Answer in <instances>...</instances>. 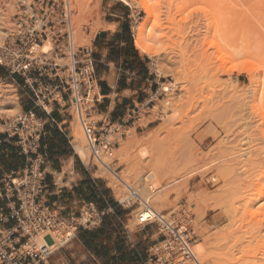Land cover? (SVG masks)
I'll list each match as a JSON object with an SVG mask.
<instances>
[{
	"label": "rangeland",
	"instance_id": "1",
	"mask_svg": "<svg viewBox=\"0 0 264 264\" xmlns=\"http://www.w3.org/2000/svg\"><path fill=\"white\" fill-rule=\"evenodd\" d=\"M117 9L120 11H115ZM155 10L152 23H159L160 39L159 46L154 47L159 55L143 54L149 57L151 70L159 77V98L156 96L153 104L162 105L161 100L172 99L174 110L167 120L168 114L146 108L138 124L145 126L153 121L154 127L148 131L135 129L140 140L121 149L122 155L115 157L113 169L120 168L130 184L133 178L127 177L130 175L129 159L133 160L141 147L161 150L166 165L177 166L164 182L180 179L175 185L179 193L172 191V204L165 213L169 211V217H188L193 221L195 244L208 236L220 238L224 245L220 251L235 258L233 264H264V199H259L253 186L264 174V164L253 169L248 163V156L252 158L253 152L264 147L258 140L264 130V119L259 110L255 113L250 104L249 107L243 105L264 69L252 76L241 71L245 67L253 70L254 64L264 62V0H159ZM109 13L122 16L132 34L134 24L147 20L144 10L133 8L124 0H95L87 16H83L86 31H91L92 24L102 22ZM211 20L216 23V33ZM75 21L74 16V24ZM216 37L221 42L219 47ZM222 39L231 41L234 46H228ZM92 40L77 45L91 47ZM244 50H250L253 55L247 56ZM229 51L239 52L233 58ZM157 56L162 75L153 65ZM255 58L259 59L257 63ZM247 62H251L250 66ZM169 82L175 86L164 92L162 84ZM147 112L150 116L145 117ZM112 128L125 133L124 137L128 135L127 128L118 125L110 130ZM119 144L116 147H120ZM85 162L118 200L109 177L95 174L97 168L90 157ZM245 198L255 199L247 207L243 203ZM137 207L134 205L127 210L128 227L132 231L139 229L137 219L134 225L130 221L134 215H139L132 213ZM252 212L257 213L255 217ZM150 226L158 227L156 223ZM158 237L159 233L154 236Z\"/></svg>",
	"mask_w": 264,
	"mask_h": 264
},
{
	"label": "built area",
	"instance_id": "2",
	"mask_svg": "<svg viewBox=\"0 0 264 264\" xmlns=\"http://www.w3.org/2000/svg\"><path fill=\"white\" fill-rule=\"evenodd\" d=\"M0 13L1 19L10 22L0 39V66L11 74L21 75L28 87L35 85L32 89L34 104L45 111L50 103L62 100L66 94L74 111L72 115L76 116L89 147L91 161L96 168L99 163L105 164L102 155L118 142L108 139L112 127L109 123L98 127V121L92 120V112L101 98L93 93L97 85L95 61L91 47L74 44L70 0H0ZM49 38L52 45L44 50V42ZM34 77L48 78L49 83L34 82ZM156 96L159 98L158 92L145 104L134 106L126 122L141 117ZM2 133L17 136L24 154L36 153L44 134V121L33 110L23 111L16 120L0 119ZM120 171L116 168L114 177L127 185L132 200L137 192L122 179ZM146 178L149 182L150 174ZM45 188V175L37 158L20 174L11 173L0 179V264H49L56 250L51 251L46 241L54 245L64 226L58 213L42 202ZM134 205L139 202L126 208ZM146 205L149 216L140 213L138 227L156 223L162 238L150 247L144 264H202L193 249L196 233L191 219L173 215L171 221L162 220L160 224V215L148 203ZM104 216L105 211L95 203L85 202L80 215L70 224L71 230L63 231L58 249L75 239L79 227H99Z\"/></svg>",
	"mask_w": 264,
	"mask_h": 264
},
{
	"label": "crops",
	"instance_id": "3",
	"mask_svg": "<svg viewBox=\"0 0 264 264\" xmlns=\"http://www.w3.org/2000/svg\"><path fill=\"white\" fill-rule=\"evenodd\" d=\"M103 22L113 24L114 29H101L92 40L97 94L101 97L93 111L100 116L97 125L102 127L109 123L148 131L154 127L153 121L143 126L138 124L142 116L129 122L126 118L134 106L145 104L159 91V77L151 70L149 57L135 47L130 26L122 16L109 13ZM3 79H10L16 85L23 111L33 110L44 121V134L38 150L31 154L21 151L17 136L0 134V179L11 173L20 174L37 158L46 183L42 202L62 220L73 222L85 202H93L105 211L99 227H79L75 239L57 249L49 264H144L150 247L162 236L154 238L158 230L150 225L130 230L126 217L129 208L115 199L110 187L95 177L91 166L79 155L73 141L74 116L67 95L50 103L45 111L34 104L32 89L35 85L28 87L21 75L11 74L0 66V80ZM32 80L49 83L48 78ZM153 103L145 108L153 107ZM144 116H150V112Z\"/></svg>",
	"mask_w": 264,
	"mask_h": 264
},
{
	"label": "bare ground",
	"instance_id": "4",
	"mask_svg": "<svg viewBox=\"0 0 264 264\" xmlns=\"http://www.w3.org/2000/svg\"><path fill=\"white\" fill-rule=\"evenodd\" d=\"M14 1H16V0H14ZM29 1L33 2L34 0H29ZM94 1L95 0H70L71 10H72V33H73L74 44L76 47H79L77 44L80 45L84 42H91V40L95 37V34L101 29H107V28L108 29L109 28L114 29L113 24H106L102 21V22H99L96 24H92L91 31H88V32L86 31V29H87L86 24L84 21H82V20H84L83 16H85L88 13V9L93 6ZM124 1L127 4L131 5L133 8H140L147 13V20L144 23L134 24V26L132 28L133 34H134L135 47L141 53L147 54L148 56L154 57L157 54L159 55L157 50H155L156 48L154 46H157L159 44L160 38L158 37V33L160 31V25H159V23H154V24L152 23V20H153L155 11H156L155 9L159 6V0H124ZM11 5L14 6V2L11 3ZM2 14H5V13H2ZM9 14H10V10H9ZM74 16L76 18V21H75L76 24H74ZM211 22L215 28V33H216V31H217L216 23H214L212 20H211ZM9 25H10L9 19L8 20L2 19V22H0V39L2 38V34L4 33V31H7L9 29ZM6 27H8V28L5 29ZM216 39H217V37H216ZM218 41L219 40L217 39V41H215V42H216V45L219 47L221 45L220 44L221 42H218ZM221 41L225 42L224 39H222ZM227 41L225 43L228 46H232V45L234 46V44H232V43L230 44L231 41L230 42L229 41L227 42ZM51 45H52L51 38H49V39L45 40L43 49L44 50L49 49L51 47ZM222 45H223V43H222ZM248 45H246L247 49L249 47ZM249 51L250 50H247L245 52V50H244V53L247 56H252L253 54L251 55V53H249ZM235 52L236 51H231L229 53L230 56L233 58L236 57V54L239 51L236 53ZM157 58L159 59V57L157 56L156 59L154 60L153 65L155 66L154 67L155 71L162 75L164 72L162 71V68L160 67V65H158L159 61L157 60ZM254 60L256 61L255 63H257V61H258L257 58H255ZM261 60H263V59H261ZM248 64L250 66L251 62ZM252 65H253V63H252ZM254 66L255 67H253V70H252V68L245 67L246 69L244 68V70H241V71H245L252 76L253 73H255V74H256V72L259 73V71L264 69V62L260 61L257 63V65L254 64ZM169 83L170 84H167V83L162 84V90L164 92L171 91V88L175 86V83H173V82H169ZM254 83H255V85H253V87L250 89L249 93H247L248 96L246 98L248 101L246 100L247 101V102H245L246 104L245 103L244 104L242 103V104L246 105V106H248L250 104L251 108L253 109L252 111H254V112L259 110L260 115L262 116V119H264V74H261L260 78L256 81H254ZM97 91H98V86L95 85L94 89H93V93H98ZM167 95H170V94H167ZM171 100L170 99L161 100L162 105H154L153 107H151V110L156 111L160 114L162 113V115L168 114L166 116V119L168 120L167 117L168 116L171 117V112L174 110L173 103L171 102ZM241 100H242V98H241ZM47 108H48V106H47ZM71 111H72V109H71ZM22 113H23V109H22L21 103L19 101V95L17 93L16 85L14 83H11V82H6L3 80H0V117L10 118L12 120L13 119L16 120V119H18V117H20V115ZM72 113H73V111H72ZM93 113H95V112H92V115H93ZM98 117H99V115H97L95 113L94 117H92V120L97 121ZM263 123H264V121H263ZM127 129H128V135L126 137L122 136V134H123L122 131H120V130L118 131L117 128H115V129L112 128L110 130L108 138H114L116 141H118L120 143L119 145H121V146L120 147L113 146L109 152H106L102 155V159H103L105 164H103V163L98 164L97 173L99 175H102V176L107 175L109 177V179L112 182L115 195L117 196L118 200L120 202H122L125 206H128V207L132 206L133 201L135 202V200L139 202L138 207L132 213H134V214L137 212L139 214L144 213L145 216H149V212L146 209V206H147L146 204L148 203L150 208L155 210L156 213H158L160 215V220H161L160 224H162V220H166L169 222V221H171V217H169L170 213L168 211L167 213H169V214H167V213H165V211H166V209H168L170 207L169 204L170 205L172 204L170 202L171 201L170 200L171 194L173 192L179 193V188L175 187V185H177L180 182V179L173 178L172 180L164 182L165 179L170 178V175L173 172H175V170L177 169V166L171 167L169 165H166L165 156L161 150L153 149V148L148 149L146 147H141L138 150L137 156L135 158H133V160L129 159V163H131L130 164V172H129L130 175H128L127 177L133 178L132 181L130 180L131 181L130 184L127 182L129 180H127V178L125 179L126 176L125 175L123 176L122 172L119 173V175L122 177V179L125 182H127L137 192V197L133 198L132 200L129 199V189H128L127 185L125 183L120 182L119 180H117L114 177V173H113L114 169H113L112 163L115 160V157L118 158L122 155L121 149L129 147L131 144L137 143L140 140L139 136H137V134H136V130H135L134 126L128 127ZM71 131H72V135L74 136L73 141L75 143V147H76L77 152L79 153V155L82 157L83 160L88 162L89 157H90L89 156L90 150H89L87 143L85 142V139L83 137V133L81 131V128L79 126V123L77 121L76 116L73 118V120L71 122ZM109 140H111V139H109ZM145 140L146 139H143V141H145ZM258 140H260L261 143H264V130H262V134ZM112 143H113V141H112ZM240 151H242V150L240 149ZM248 152H249V150H248ZM253 153H254V155L252 156V158L248 156V158H249L248 163H250L253 166V169L260 168L261 165L264 164V147H261L260 150H257V152H253ZM147 167H148V171L146 170ZM145 170L147 172L143 173V171H145ZM221 171H222V169H221ZM148 174H150V177H151L149 182H147V178H149V176L145 179L146 175H148ZM154 174H155V176H154ZM110 175H112L113 178ZM253 186H254L255 190L257 191V195H258L259 199H264V174L257 179V182L254 183ZM254 199L251 200L249 198H245V199H243L244 200L243 203H244V205L249 207L253 204ZM256 214L257 213H254V212L251 213V215L253 217H255ZM137 218H138V215H134V217L131 218L132 225H134L136 223ZM188 221H190V218ZM192 222L193 221L191 220V223ZM71 223L72 222L63 220L64 230L59 231L58 236L55 238L56 243L54 245H51L52 242L46 241V244L48 247H50L51 251L58 249V244L60 243V237H61L63 231L71 230V228H69ZM66 228H69V229H66ZM238 230H241V227H238ZM158 233H159V231H158ZM158 233H156L155 235H157ZM203 233H205V232H202V234ZM202 236L204 237V235H202ZM230 237L234 238V236H230ZM204 238H202V239H204L203 241L197 242L194 245V252L198 258L201 257L204 260L205 264H233V261L235 260V258H229L228 254H223L220 251L224 248V245L221 242L220 238L210 237V236L204 237ZM254 257L255 256H250V258H254ZM202 264H203V262H202Z\"/></svg>",
	"mask_w": 264,
	"mask_h": 264
}]
</instances>
